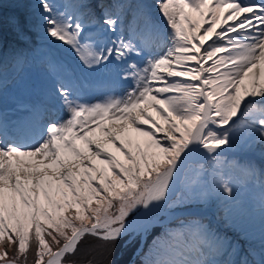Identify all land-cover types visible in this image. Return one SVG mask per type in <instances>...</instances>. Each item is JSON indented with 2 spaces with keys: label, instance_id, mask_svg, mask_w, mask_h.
Listing matches in <instances>:
<instances>
[{
  "label": "snow or ice",
  "instance_id": "obj_1",
  "mask_svg": "<svg viewBox=\"0 0 264 264\" xmlns=\"http://www.w3.org/2000/svg\"><path fill=\"white\" fill-rule=\"evenodd\" d=\"M37 14L46 39L86 68L118 65L129 84L90 102L57 78L26 118L9 121L0 107V264H30V253L31 264H114L104 257L125 235L157 226L143 264H264V250L233 260L231 237L173 212L211 191L246 235L250 209L232 173L241 166L223 153L264 145V0H36L31 11L0 14V103L9 67L27 60ZM86 20L116 39L85 37ZM260 219L264 240V183Z\"/></svg>",
  "mask_w": 264,
  "mask_h": 264
},
{
  "label": "rangeland",
  "instance_id": "obj_2",
  "mask_svg": "<svg viewBox=\"0 0 264 264\" xmlns=\"http://www.w3.org/2000/svg\"><path fill=\"white\" fill-rule=\"evenodd\" d=\"M56 2L58 4H64V3H67V4H70L68 3L66 0H56ZM145 2L147 3H154V0H145ZM0 3L3 4V7L0 8V13L1 12H4V11H7L9 12L11 15H13L14 13H21V12H24V11H27V8H25V5H30V0H0ZM153 14L155 17H157V14L155 12V9H153ZM159 19V17H158ZM8 28L11 29V27L9 25H7ZM42 28H39V29H36L34 27L33 29V33L30 37L31 39V43L28 45L29 48V52L28 53H32L33 51H42L44 50L45 48V45H43L44 41L41 42L40 38H43L41 36H37L35 35L34 33H38V30H41ZM98 32V28L96 27V30H95V33ZM40 35V34H39ZM113 35L112 34H106L104 35V38H112ZM116 38V36H115ZM39 39V42H36L37 40ZM45 36H44V39L45 40ZM101 44V43H100ZM4 51L6 54L10 55V52H11V49L9 48V46H7V44H4ZM64 52L66 53H70V52H74L73 50H71V48L67 45H64ZM77 56V55H76ZM147 58V56L143 57V59ZM79 59V58H77ZM133 59H135V57H133ZM136 62L140 63L141 60H135ZM36 63V59L33 58V57H27V60L25 62V64L23 65L22 69L23 71H25L29 65L31 64H34ZM117 66L116 64H109L107 65V67H102L103 68V71H106L107 74L105 73H101L100 76H109V71H111L110 69H114V67ZM143 66V64L141 63V67ZM82 67L84 68V71L86 72L87 74V77L90 81V84L88 86V88H84L82 90H78V94L83 98V99H86L87 98V93L89 92V89H93L94 85H93V78H94V75H95V68H92V69H89V68H86L83 64H82ZM119 67V66H118ZM101 68V67H100ZM121 74V73H120ZM119 74V75H120ZM15 75V72L10 69L9 72H8V77H12ZM118 74H116L115 76H119ZM24 79L26 81L30 80L32 81V78L29 76H24ZM127 87H125L124 89H126ZM93 91V90H92ZM121 91V90H120ZM120 91H116L114 94H120ZM249 145V150L247 152H256L258 156H260V158L258 159H255L254 161V165L256 166L255 167V175L258 176L256 182L254 184H249V183H243L242 181L240 183H242V191H241V195L244 197L245 195H247L248 197H250V201H251V204H252V209H251V218L248 222V228H247V232H246V235H249V237H246V235L244 236H241L240 239L241 240H246V239H253L255 242H261V243H264V240H262V235H261V219H260V194H261V186L260 184L263 182V178H264V145H263V148L261 147H258L256 144H254L253 142H250L248 143ZM262 145V144H261ZM243 186H248L249 189H243ZM211 201L209 200L208 201V204H210ZM217 206H221V204H217ZM206 209H208L206 212H212L214 211L215 207L212 206V205H207L205 207ZM238 245L240 246V255L242 257H247L250 259V261L252 260H257V256L252 252V251H244L243 250V247L242 245L237 242ZM250 256V257H249ZM231 259L233 260H241L240 259V256L236 257V258H233L230 257ZM223 259H229V257H223Z\"/></svg>",
  "mask_w": 264,
  "mask_h": 264
},
{
  "label": "clouds",
  "instance_id": "obj_3",
  "mask_svg": "<svg viewBox=\"0 0 264 264\" xmlns=\"http://www.w3.org/2000/svg\"><path fill=\"white\" fill-rule=\"evenodd\" d=\"M68 3L70 4H74L76 2V0H66ZM36 0H30V8H33L35 5ZM27 11H31L28 10ZM7 12V11H6ZM37 20H40L39 15L37 14V16L35 17V22ZM91 22V21H90ZM44 35L43 30H41L40 35ZM44 39V38H43ZM40 39L41 42L44 41L43 45H45L44 50H42L46 55H48V59L47 61H51L52 63L57 65V72L56 73H52L48 70V62H45L44 60H42V64L39 67H34V69L32 70V74H36V77L40 76L41 74H52L57 78H60L62 80H64L65 82H71L77 89H79V86H76L74 84V82L76 83V81H72L71 76H87L86 72L84 71V68L82 67V65H79L77 70H73L72 68H74V66H72L71 68V57L70 56H63V57H59L57 54V48L55 49L53 47V43L52 41L48 40V39ZM39 41V40H38ZM98 70H95V73H98ZM8 73V72H7ZM69 75V76H67ZM19 76V75H16ZM94 79V78H93ZM29 92H31L32 94L36 95L37 97H40L42 95V90L37 88V87H31L29 88ZM223 157L225 159H230L231 161H237L241 158H246L243 154V152L238 149L237 147H235L232 150L226 151L223 153ZM250 160V158H248ZM234 173H238V168H236L234 170ZM256 255V254H255ZM241 257V255H239ZM249 259V258H247ZM250 260V259H249ZM256 260V259H255ZM29 261L31 263V254H29Z\"/></svg>",
  "mask_w": 264,
  "mask_h": 264
},
{
  "label": "trees",
  "instance_id": "obj_4",
  "mask_svg": "<svg viewBox=\"0 0 264 264\" xmlns=\"http://www.w3.org/2000/svg\"><path fill=\"white\" fill-rule=\"evenodd\" d=\"M226 160H227V161H231L230 159H226ZM234 170H235V169L232 170V173H234ZM212 229H213V228H212ZM213 230H214V229H213ZM162 232H163V229H161L160 234H158V237H160V236L162 235Z\"/></svg>",
  "mask_w": 264,
  "mask_h": 264
},
{
  "label": "bare ground",
  "instance_id": "obj_5",
  "mask_svg": "<svg viewBox=\"0 0 264 264\" xmlns=\"http://www.w3.org/2000/svg\"><path fill=\"white\" fill-rule=\"evenodd\" d=\"M30 7H31V6L28 7V10H32V8H30ZM67 76H69V75H67ZM77 81H79V76H78V78H77ZM53 82H54V80H53ZM93 94H94V93H90V96H93ZM134 218H135V217H134Z\"/></svg>",
  "mask_w": 264,
  "mask_h": 264
}]
</instances>
